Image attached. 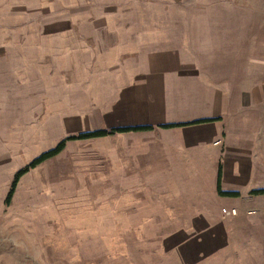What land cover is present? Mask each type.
I'll use <instances>...</instances> for the list:
<instances>
[{"label": "rangeland", "instance_id": "374dc122", "mask_svg": "<svg viewBox=\"0 0 264 264\" xmlns=\"http://www.w3.org/2000/svg\"><path fill=\"white\" fill-rule=\"evenodd\" d=\"M37 25L45 29L37 30ZM59 25H157L155 31L130 32L180 48L186 41L188 60L199 73L234 74L241 88L264 79V0H0V53L6 49L10 56L16 50L10 38L37 37ZM27 48L24 41L18 49ZM17 57L23 59L14 52L0 62L4 84L7 78L15 80L14 73L23 75L12 69L26 72L25 61ZM44 72L36 73L40 77ZM11 87L12 94L0 89V264H264V95L244 94L248 101L221 117L235 118L241 124L238 134L249 139L240 183L224 182L220 174L219 189L234 193L217 192L215 169L217 198L206 217L221 220V246L210 253L178 255V243L188 252L201 244L195 240L202 238L191 236L183 242L190 223L161 221L157 215L137 220L142 217L134 211L137 207L125 204L131 200L123 203L115 191L112 196L105 187L106 174L93 172L90 153L83 150L96 145L104 151L106 135L67 139L58 153L22 174L4 200L14 171L70 133L58 132L56 88L32 98L20 87L14 94ZM193 110L208 114L207 109ZM205 116L199 118L219 119ZM143 194L139 211L155 213L153 192ZM230 208L234 214L223 211Z\"/></svg>", "mask_w": 264, "mask_h": 264}, {"label": "crops", "instance_id": "0c3cea01", "mask_svg": "<svg viewBox=\"0 0 264 264\" xmlns=\"http://www.w3.org/2000/svg\"><path fill=\"white\" fill-rule=\"evenodd\" d=\"M156 29L157 25H59L38 32L37 37L27 33L26 38H10L16 50L9 56V50L1 49L0 62L16 52L23 57L16 59L25 61L26 72L12 69L23 75L18 78L13 72L15 80L7 78V84L2 81L6 77L0 76V89L12 94L7 86L15 85L11 87L14 94L20 87L33 98L56 88L61 114L56 108L54 115L59 117L60 134L96 126L150 125L106 134L104 151L93 145L83 153H90L94 173L106 174V190L137 207L134 211L142 216L137 220H154L146 215H157V220L191 224L192 229L184 230L183 242L191 236L202 238L195 240L201 244H193L188 252L180 250L178 243L176 254L210 253L224 237L221 220L206 217L217 198L212 187L215 169L219 163L224 182L240 183L243 161L249 157V139L238 134L241 124L235 118L222 121L221 117L246 103L244 94L264 95V79L241 88L234 74L199 73L188 60L186 41L180 48L130 32ZM24 41L26 52L18 49ZM39 70H45L40 77ZM193 109H207L208 114L197 115ZM205 115L219 119L185 123ZM177 122L183 123L166 125ZM235 166L236 173L232 171ZM101 167L104 171L97 169ZM145 191L153 192L155 213L139 211Z\"/></svg>", "mask_w": 264, "mask_h": 264}, {"label": "trees", "instance_id": "16d2710c", "mask_svg": "<svg viewBox=\"0 0 264 264\" xmlns=\"http://www.w3.org/2000/svg\"><path fill=\"white\" fill-rule=\"evenodd\" d=\"M206 119H208V118H198V119H193L192 121H187L185 123L203 121ZM182 123L183 122L168 123L166 125H177V124H182ZM149 127H150V125H128V126H117V127H102V128L79 130L75 133L65 134L64 136L60 137L59 140H57L54 145L40 150L38 153H36L28 161H26L24 164L19 166L14 171V173L12 174L8 189L6 191L4 200L5 201L9 200V198L12 195V192L14 190V187L16 185V182L22 174L27 172L30 168L38 165L40 162H42L46 158L53 156L54 154L58 153L64 147L65 141L67 139L101 136V135L113 133L115 131H125V130H129V129H142V128H149ZM220 174H221L220 164L218 163L217 173H216V182H215L217 192H219V193H234L233 191H225V190L219 189Z\"/></svg>", "mask_w": 264, "mask_h": 264}, {"label": "built area", "instance_id": "2783aa9c", "mask_svg": "<svg viewBox=\"0 0 264 264\" xmlns=\"http://www.w3.org/2000/svg\"><path fill=\"white\" fill-rule=\"evenodd\" d=\"M223 211L225 213H228V214H234L235 213V209L234 208H230L229 210L223 209Z\"/></svg>", "mask_w": 264, "mask_h": 264}]
</instances>
